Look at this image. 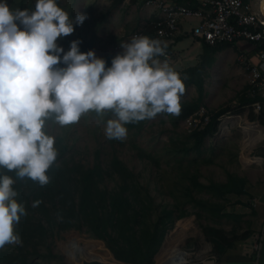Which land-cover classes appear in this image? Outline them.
<instances>
[{"label": "rangeland", "instance_id": "obj_1", "mask_svg": "<svg viewBox=\"0 0 264 264\" xmlns=\"http://www.w3.org/2000/svg\"><path fill=\"white\" fill-rule=\"evenodd\" d=\"M35 2L36 0H7L12 10L32 11L35 9ZM57 4L68 13L70 19L74 20L77 13L87 16L81 25H73L72 34L58 38V46L67 52L70 42L79 40V51H94L96 57L105 60L106 67L111 66L112 58L122 53L120 44L130 42L131 31L139 28L153 35L151 22L145 17L143 6L141 3L137 4V0H57ZM258 4L264 14V0H259ZM176 53L179 54V51ZM172 57L173 55L166 53L158 59L164 61ZM219 58L220 54L214 52L211 56L207 55L205 60L199 57L197 61L198 57H195L191 63L170 65L179 74L185 87L180 96L179 113H160L155 118L136 122L138 127L126 124L127 136L123 140L108 139L105 135L107 120L114 118L111 112H106L100 117L90 111L82 115L78 122L63 127L51 120L45 124L48 135H59L61 141L65 142L66 149L62 159L68 165L78 157L83 162H92L95 158L94 150L101 144L103 145L98 152L101 161L108 158L112 152L116 153L129 166L131 172L142 179L140 189L147 190L152 205L166 203L167 206L169 202L183 198L181 185L189 183L191 186L188 175L195 174L191 186L192 195L205 198L213 205L202 207L193 202H186V213L175 218L172 225L166 228L162 241L153 254L152 264L158 255L157 251L169 240L178 244L181 249L190 251V255L197 254L195 257L210 252L216 256L215 264H224L225 260L219 258L227 259L229 254L243 250L247 241L251 242L258 236L259 214L262 209L259 204L264 198V138L250 145L244 137L245 127L250 131L249 127H253L250 124L261 122L264 114L254 112L248 103L238 106V98L244 85L243 76L229 74L230 66H223L222 59ZM188 64L200 66V94L195 82L190 81L196 78V72L190 71ZM58 66L63 67L62 64ZM192 101L197 102V107L203 106L209 113L219 107L228 108L217 116L215 129L205 133L196 146L193 145L191 135L195 128H189L191 126L185 124L183 118L186 115L181 117L184 105ZM241 142L247 150H242ZM182 146H189V149L182 151ZM138 147L143 152H138ZM227 172L246 179L245 193L215 194L205 187L195 185L198 183L204 186L209 182L224 181ZM107 185L112 183L108 180ZM27 202L29 204V199ZM30 205L33 206V203ZM25 212L29 213L28 207H25ZM154 212L152 211V214ZM33 214L39 215L40 211L34 207ZM141 223H149L146 214L142 216ZM15 226L16 223L13 225V231L19 237L20 243L21 233L14 230ZM206 226L219 228L224 235L233 237L234 245L217 253L212 248V242L207 239ZM48 228L42 234L29 232L27 247L31 248L34 243L38 250L45 254L24 253L28 261L42 264H59L64 261L73 264L74 262H70L73 253L79 264L87 262L91 257L106 264H127L114 257L103 240L89 235L83 229L56 225L49 232ZM216 240L223 243L220 238ZM12 244H5L0 248L9 249ZM247 247L249 249V245ZM47 251L51 253L48 254ZM155 263L157 264V260ZM229 263L231 262H227Z\"/></svg>", "mask_w": 264, "mask_h": 264}, {"label": "clouds", "instance_id": "obj_2", "mask_svg": "<svg viewBox=\"0 0 264 264\" xmlns=\"http://www.w3.org/2000/svg\"><path fill=\"white\" fill-rule=\"evenodd\" d=\"M86 18L77 13L70 19L57 0H36L32 11L12 10L0 0V167L40 186L48 184L46 172L57 157L47 121L63 127L90 111L100 117L111 112L105 135L123 140L126 124L180 111L185 87L168 61L158 59L165 55L161 41L134 36L120 44L123 51L109 67L94 51L80 52L79 40L64 52L58 38ZM13 183L0 175V247L19 243L13 225L26 215Z\"/></svg>", "mask_w": 264, "mask_h": 264}, {"label": "trees", "instance_id": "obj_3", "mask_svg": "<svg viewBox=\"0 0 264 264\" xmlns=\"http://www.w3.org/2000/svg\"><path fill=\"white\" fill-rule=\"evenodd\" d=\"M190 81L195 82L197 92L200 94L202 86L197 75ZM244 89L239 95L238 106L249 104L255 98L245 95ZM258 99L261 102L258 114H264V99ZM196 108L197 102L186 103L181 110V117ZM227 109V107L215 109L211 112L206 124L191 131L193 145H198L205 133H210L215 129L217 116ZM260 121L264 122V115ZM128 125L138 127L139 124L131 122ZM53 138L57 157L46 172L49 177L48 184L40 186L38 182L27 177L23 179L17 177L15 171L0 167V175H8L14 181L12 188L17 192L16 201L24 209L29 208V213L22 215L14 227V230L21 233L20 243H13L9 249L0 248V264H42L28 261L24 255V253L45 254L41 253L34 243L31 244V248L27 247L29 232L42 234L47 227L51 232L56 225L85 230L89 235L103 240L112 255L127 264H152L153 254L161 243L166 228L172 225L175 218L186 213L184 205L186 202H193L202 207L213 205L205 198L192 195L191 186L195 179L194 173L188 175L191 186L189 183L181 185L183 198L173 203L169 202L167 206L166 203L152 205L150 194L146 189L143 191L140 189L142 179L134 175L125 161L116 153L112 152L102 161L98 158L99 148L103 144L96 146L97 150H94L95 158L92 162H83L78 157L76 161L68 165L62 159L66 149L65 142L61 141L59 135ZM180 148L186 152L189 146ZM137 150L143 152L139 147ZM183 174L185 175L186 172ZM226 176V180L221 182H209L204 186L198 183L195 185L205 187L215 194L246 192V179L243 176L230 172H227ZM108 180L112 185H107ZM34 201H41L36 207L40 211L39 215L33 214L34 207L30 204ZM152 211H155L154 214ZM145 214L148 216L147 225L141 223L142 216ZM205 232L207 239L212 242V248L217 253L234 245V238L224 235L219 228L206 226ZM218 238L223 243L218 242L216 240ZM45 246H47L46 243ZM47 253L51 252L47 251ZM59 264L69 263L62 261ZM82 264L91 263L83 262Z\"/></svg>", "mask_w": 264, "mask_h": 264}, {"label": "built area", "instance_id": "obj_4", "mask_svg": "<svg viewBox=\"0 0 264 264\" xmlns=\"http://www.w3.org/2000/svg\"><path fill=\"white\" fill-rule=\"evenodd\" d=\"M145 5L156 9L159 14L152 21L154 34L161 38H170L177 31L180 20L195 22L190 33L207 44L236 43L238 40L251 42L248 52L240 50L236 57L244 68L246 77L245 95L255 97L249 103L254 112H258L264 99V20L260 10L251 8L243 0H141ZM134 36H147L141 30L129 33ZM211 113L198 106L187 114L183 121L189 128H200L206 124ZM259 236L249 244L250 251L257 253ZM190 255V251L173 248L168 257L175 263L169 264H214L215 255L206 252L200 257Z\"/></svg>", "mask_w": 264, "mask_h": 264}, {"label": "crops", "instance_id": "obj_5", "mask_svg": "<svg viewBox=\"0 0 264 264\" xmlns=\"http://www.w3.org/2000/svg\"><path fill=\"white\" fill-rule=\"evenodd\" d=\"M243 1L249 2L252 9L258 10V11L260 10V8L258 7L259 0H243ZM138 3H141V6H143L145 17L148 18V20L152 24V21L155 20L157 16L159 15L156 12V9L150 7L149 5H145L141 0H137V4ZM194 22L195 20L193 18H190L188 21H183V22L180 20L177 26V31L174 32L170 38L157 37L154 34V30H153V35H149L148 33H146L145 31L139 28H137V30H141L144 33H146L150 39L161 41L162 46L166 45L165 50H166L167 55L168 54L173 55L172 58H168L170 59V61L168 62L170 65H174L175 63H183V62L191 63V61L195 57H198L197 61H199V57H202L205 60V57L207 55L211 56L213 55L214 52H218L220 54L219 59H222L221 62L223 66L225 67L230 66L229 74L235 73V75L237 76H240V77L243 76V79H244L243 88H245L246 87V77H245L244 68L242 67L241 63L237 60L236 55L238 51L240 50H245L246 52H248L249 48H251L252 43L245 41V40H238L236 43L223 42V43H216V44H207L190 33L189 28ZM178 51H179V54L176 53ZM188 65L190 66L191 64H188ZM191 67L192 69H190ZM188 69L190 71L196 72L197 77L200 79L198 75L199 70H200L199 65H196V64L192 65L188 67ZM244 123L248 124V122H244ZM254 124H258V126L250 124L253 126V127H249L251 128L250 131H247V127H245L246 137H244V139L246 143L248 140L250 142L249 143L250 145H253L255 142L262 140L264 138V128H263L264 123L255 122ZM253 131L255 132L253 133ZM242 138H243V134H242ZM251 140L254 143H252ZM241 147H242V150L248 149V148H244L245 146L244 147L242 146V142H241ZM259 206L262 209L259 214L258 236L260 240H259V248H258L257 253H254L250 251V249H248L247 245H249L250 242L247 241V243H245V246L243 247V250L235 254H229V257L227 259L219 258V260L220 259L225 260L224 264H227V262H231L229 264H264V198L261 199ZM177 247H179L178 244L173 243L172 241L169 240L166 244L163 245V247H160V249L157 251L158 255H156V258H154L153 264H156L155 263L156 260H157V264H169V262L165 263L164 261L166 257L168 256L169 252L173 248H177ZM215 262L216 260L214 261V264ZM100 263L106 264L103 262H100Z\"/></svg>", "mask_w": 264, "mask_h": 264}, {"label": "bare ground", "instance_id": "obj_6", "mask_svg": "<svg viewBox=\"0 0 264 264\" xmlns=\"http://www.w3.org/2000/svg\"><path fill=\"white\" fill-rule=\"evenodd\" d=\"M260 13H261V11H260ZM261 16H262V18H263V20H264V15H263L262 13H261ZM252 124H254V123H252ZM251 142L254 143L252 140H251ZM73 249H74V247H73ZM73 249H72V251H73ZM72 257H73V259L77 260V258H74L75 256L73 255V253H72ZM164 262H165V263H167V262H169V263H175V262L172 261L168 256L166 257V259H165Z\"/></svg>", "mask_w": 264, "mask_h": 264}, {"label": "water", "instance_id": "obj_7", "mask_svg": "<svg viewBox=\"0 0 264 264\" xmlns=\"http://www.w3.org/2000/svg\"><path fill=\"white\" fill-rule=\"evenodd\" d=\"M70 262H74L73 264H79V262L77 261V260H74V259H72L71 257H70ZM98 262L99 261H97V260H91V261H89V263H91V264H98Z\"/></svg>", "mask_w": 264, "mask_h": 264}]
</instances>
